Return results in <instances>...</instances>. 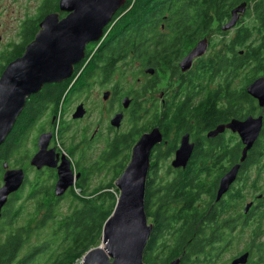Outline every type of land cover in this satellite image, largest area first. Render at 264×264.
<instances>
[{"label":"flooded vegetation","instance_id":"1","mask_svg":"<svg viewBox=\"0 0 264 264\" xmlns=\"http://www.w3.org/2000/svg\"><path fill=\"white\" fill-rule=\"evenodd\" d=\"M58 2L59 0H40L36 12L44 14L47 9H52L54 5L58 8ZM47 3L52 6L47 8ZM245 3L244 14L246 15L247 10L253 9V4ZM244 14L240 16L233 32L241 25L240 20ZM63 16L65 15L63 14ZM63 16L60 15V17ZM253 22L254 28L261 26L254 15ZM39 23L40 21L37 19L34 20L35 34L39 30ZM30 24L29 19L23 21L21 33L18 36L20 38L19 43L5 44L0 49V77L5 67L19 58L26 45L30 43L27 42L26 37L27 25ZM104 38L102 41L105 40ZM137 40L144 43L129 48L128 53L120 58L111 74L106 75L104 66L100 65L94 69L92 74L84 78L82 85H79L92 56L86 60L79 67L72 84L64 93L56 115H54L55 103L53 102L46 104L35 118L29 121L23 118L28 103L40 97L42 99L44 97L42 95L43 88L47 85H44L38 93L27 98L22 112L16 118L10 131L11 134L13 133L12 140L23 129L22 126L26 125L28 128L23 134L19 148L10 153L7 160H0L1 170L4 173L2 168L6 164L8 169L29 168V170H35V173L42 172L47 176L51 175L49 183L52 185L51 190L54 195V185L57 181L56 168L61 163V155H65L73 172L74 168H77L74 175H78V177L75 179L73 187L69 188L63 196L56 197L54 195V199H62L68 195L76 183L81 182V175L78 172L80 159L86 151H92L90 148L93 147L94 143H99L97 145L101 148L96 150L99 152L98 158L90 166L92 168L108 167L104 162L103 155L108 151L112 141L123 136L120 133V128L126 121L129 123L132 117V107L153 109L151 115L154 117H159L165 112L169 118L176 109L181 107H189L195 110L204 105L208 107L213 105L218 117L208 125L201 124L197 127L195 120H191L187 128L179 129L177 122H172L169 129L164 131L161 125L153 124V128H157L161 135L160 142L152 148L150 169L147 175V179L152 181V186L158 190V195L155 194L153 199L158 200L161 196V190H164L167 185L173 184L178 175L190 176L191 172H195L196 179L184 186L180 200L178 199L174 204H171L166 214L174 218L178 224V227H175L176 231L185 220L197 218L194 228L198 232V244L202 248V252L195 256L198 258L195 260L198 262L197 264H216L217 258L222 253H231L232 251L235 253L225 264H232L244 253H248V260L245 264H264V105L260 106L258 100L247 94L246 91V88L256 79L264 78V33L256 42H253V39L247 41L249 48L258 49L261 55L258 58L250 57L245 65L238 70L233 67L227 71L232 74L229 77L226 76L227 72H214L212 70L208 72L203 67L208 50L225 51L226 48L223 45L213 47L207 39L204 55L193 59L190 68L183 71L180 63L195 45L187 48V52L177 54L175 59L171 57L169 63L163 61L156 63L154 62L155 58L164 56V54H157V50L165 48V46L158 45L157 42L173 43L177 38L147 37ZM234 51L239 52V56L244 53V49L240 51L235 49ZM241 51L242 54H240ZM235 58L233 54V59ZM126 60H130V65L127 64ZM131 65L133 68L130 73L134 71L135 90L129 91L116 85L106 89V85L116 75L121 76L126 67ZM75 67L77 65L74 66L73 74ZM242 93L244 96H241L239 100V95ZM125 98L129 100V104L126 109H123L121 104ZM79 112H82V115L74 117ZM92 113L98 115V119L95 121H92ZM119 113L123 115L120 127L114 129L111 127L110 121ZM248 118L256 121L260 119L261 128L257 138L246 152L244 161L240 162L245 145L242 143L238 132L228 125L234 121L243 122ZM133 125L134 123L130 124L129 128ZM144 128L142 127L141 130ZM150 131L147 130L144 133ZM213 132L216 133L213 134ZM42 134H50L47 149L54 150L56 155L54 159L57 162L54 167L43 166L42 169L37 170L35 166L30 165V160L38 150V138ZM184 135H188V144L191 145L190 157L186 165L180 167L184 169H172V161ZM24 142L27 145L24 146ZM4 143L0 146V154ZM134 145V143L130 145L128 163ZM125 149L126 146L122 150L119 147L118 151L122 152ZM19 152L22 155L15 158ZM76 157L79 158L78 163L75 162ZM13 158H15L17 165L10 168L8 162L9 159ZM163 162L167 163L166 168L171 169L169 170L171 178L159 186L158 181L154 179L156 176L154 172L157 164ZM90 166L88 168H91ZM122 166H126L125 156H123ZM235 166L239 168L235 180L217 198L221 178ZM28 172L24 171V183L25 180L28 181ZM28 190L29 193L30 186ZM37 198L38 194L30 199L37 203ZM39 202L42 201L39 200ZM240 244L241 249L238 252L237 246Z\"/></svg>","mask_w":264,"mask_h":264},{"label":"trees","instance_id":"2","mask_svg":"<svg viewBox=\"0 0 264 264\" xmlns=\"http://www.w3.org/2000/svg\"><path fill=\"white\" fill-rule=\"evenodd\" d=\"M243 2H247L248 5L249 3L253 4L252 15L259 20L261 26L253 28L248 25H240L232 32L231 38L223 44L226 52L213 50L211 56L205 59L203 66L208 72L211 70L227 72L233 67L237 70L242 68L250 57L258 58L261 55L258 49L249 48L247 41L254 31L258 33L264 31V0H125L124 5L115 13L110 24L104 30L105 40L90 43L86 47L84 60L77 64L71 78L60 84L45 86L42 94L44 97L28 103L23 118L28 121L35 118L46 104L53 102L55 103L54 115H56L62 97L72 84L79 67L91 56V61L79 85H82L84 78L92 74L94 69L100 65L104 66L106 75L111 74L120 58L128 53L129 48L144 43L137 39L147 37L177 38L173 43L157 42L158 45L165 46V48L157 50V54H164V56L155 58L154 62L169 63L171 57L175 59L177 54L187 52V48L193 47L197 41L203 38H212L215 33H220V26L229 18L230 11ZM49 6L52 5L47 3L46 7ZM50 10L57 12L58 8L54 5L52 9L46 10L45 15ZM249 14L247 10L245 16L248 17ZM37 21H41V17ZM34 34L27 37V42H31ZM216 45L217 42H214L212 46ZM235 49L237 51L244 49L243 55L239 56V52L236 53ZM233 54L235 59H233ZM231 75L230 72L226 73L228 77ZM241 96L244 94L239 95V100ZM142 111L144 109H140L138 106L131 109L133 126L137 125L138 114ZM217 117L218 114L213 105H209V107L204 105L195 110L181 107L176 109L169 118L165 112L159 117L151 115L146 124L148 130L155 129L153 124L157 123L164 128V131H167L172 122H177L180 129L187 128L190 121L195 120L196 126L199 127L201 124L212 123L211 121ZM22 127L23 129L14 140H12L13 133L7 136L0 160H7L10 153L19 148L28 126ZM137 133L138 137L133 138V135ZM142 133L144 132L141 128L138 130L134 128L131 133L112 141L108 151L103 155L106 166L112 170L107 162L115 160L118 144L127 145L130 141L136 144L135 142L143 135ZM116 141L117 145H115ZM127 164L128 160L126 166ZM126 166L120 164L118 167H122V170L119 175L115 176L111 182L93 188L91 191H87V181L93 168L84 166L83 179L85 181L76 183L74 187L80 190V196L75 194L73 188L62 199H54L52 185L49 183L51 175L47 176L40 172L32 182L27 181L28 186L31 187L27 198L30 199L38 194V201L34 211L19 226L12 227L21 216V205H17L11 211L2 212V219L6 218L9 221V229L4 230L0 227V264H80L85 253L97 247L101 242L103 225L111 215L117 200L112 189L116 194L119 192L113 183L120 177ZM195 179V172H191L190 176L178 175L173 184H169L164 190H161L158 200L153 199L155 194L158 195V190L152 186L151 180H146L145 213L147 218L153 219L154 224L151 237L144 250V264H169L177 258L180 259L179 264L198 263L192 260L193 256L202 252V248L198 244V232L194 228L197 222L196 217L185 220L174 234L173 231L170 232L173 237L172 244L166 247L164 242L160 245L164 234L168 233L175 223V219L166 214L167 209L178 199L180 200L184 186ZM21 194L20 192L13 194L14 199L8 200L9 204L10 202L16 204V201L21 199ZM66 198L69 200L68 212L61 214L58 212L59 202ZM39 200L42 202L40 203ZM186 248L188 249L186 250Z\"/></svg>","mask_w":264,"mask_h":264},{"label":"water","instance_id":"3","mask_svg":"<svg viewBox=\"0 0 264 264\" xmlns=\"http://www.w3.org/2000/svg\"><path fill=\"white\" fill-rule=\"evenodd\" d=\"M124 3L125 0H59L58 11L42 18L33 40L26 45L19 58L5 67L0 77V146L22 112L26 99L38 93L44 85L69 79L74 66L84 60L86 46L103 40L105 28ZM245 10V2L234 7L220 30L227 32L233 29ZM61 14L65 16L60 17ZM206 48L207 38L199 40L181 61V69H189L193 59L204 55ZM246 91L258 100L260 106L264 105V78L256 79ZM128 104L129 100L125 98L121 106L126 109ZM81 115L82 112H79L74 117ZM122 117V113L115 115L110 121L111 127L118 129ZM259 120L248 118L228 125L238 132L245 145L240 162L244 161L246 152L258 136L261 128ZM49 139L50 134H42L38 138V150L30 160V165L37 170L43 166L54 167L57 162L54 150L47 149ZM160 140L159 130L155 128L143 134L133 146L129 163L115 182L119 195L111 215L103 225L101 245L86 252L80 264H144V250L152 233V225L147 224L145 213L146 179L152 148ZM190 154L188 135H184L172 161V169H184L180 167L186 165ZM2 169L0 219L10 195L21 189L25 178L22 169H8L6 164ZM238 169L235 166L221 178L217 198L235 180ZM56 170L54 195L61 197L73 187L78 175H74L65 155H61V163ZM247 260L248 253H244L232 264H245ZM179 262L180 259L177 258L169 264Z\"/></svg>","mask_w":264,"mask_h":264},{"label":"rangeland","instance_id":"4","mask_svg":"<svg viewBox=\"0 0 264 264\" xmlns=\"http://www.w3.org/2000/svg\"><path fill=\"white\" fill-rule=\"evenodd\" d=\"M40 0H0V38H1V42H0V49L5 45V44H15V43H19L20 38L18 37L21 33V27L23 24V21L29 19L31 21V25H27L28 30H27V34L26 37H31L33 33H35L36 28L33 26L34 24V20L38 19L39 17L42 18L45 16L44 14H38L36 12L37 6L39 4ZM251 5V4H250ZM250 7V6H249ZM51 13L54 12L52 10H50ZM49 11V12H50ZM249 16H245V14L242 16L240 23L241 25H248L249 27H253L252 25H254L253 22V15H252V9L250 8L249 11ZM47 15V14H46ZM222 26V25H221ZM220 26V28H221ZM254 28V27H253ZM220 33H215L214 36L212 38H208V42L213 45L214 42H217L216 46H222L224 43H226L232 36V32L233 29L227 31V32H222L221 30L219 31ZM262 33H264V31H262L261 33H258L256 31H254V33L251 36V39H253V42H256V40H260V36L262 35ZM261 34V35H260ZM248 40V41H250ZM212 53V49H210V51L208 50L207 54H206V58L209 56V54ZM205 58V59H206ZM127 64L130 65V60H126ZM120 67V65H119ZM132 65L130 67H126L124 73H121V76L116 75L113 80L111 82L108 83V85H106V89L111 87V86H118V87H122L124 89H127L129 91L131 90H135L136 87V82H135V77L133 76V72L130 73V70L132 69ZM239 86V84H238ZM133 109V107L131 108ZM153 113V109H148V108H144V111L141 112V114H139L138 117V121H137V125L136 126H132L130 127V124H133L132 121V117L129 120V123H127V121L124 123V125L122 124V128H120V133L122 135H126L128 133H131L134 128L135 129H140L142 127H145L144 129H142V132L147 131L148 130V126L146 124V121L148 119H150L151 114ZM96 119H98V115L93 114L92 113V121H95ZM67 135V134H66ZM138 133L133 135V138H137L138 137ZM68 136V135H67ZM129 144L125 145V144H118L117 145V141L115 143V145H117L119 147H121V150L126 146V149L123 150L122 152L117 151V155L115 160L107 162V164L109 165L111 169H109L108 167L106 168H93V170H91L89 176H88V181H87V191H91V189L96 188L100 185H105L109 182L112 181L113 178H115V176L119 175V173L122 170V167H118L120 164L122 166L123 163V156H125V161L127 162L128 157H129V152H130V148H131V144L132 142H128ZM25 144L27 145V143L24 142V146ZM99 143H94L93 147L90 148L92 149V151H86L80 159V166H78V172L81 175V182H84L85 179L84 178V166L85 167H89L90 165L94 164L93 162L97 160L98 158V153L96 152V150H98V148L100 149L101 146L97 145ZM88 149V150H90ZM33 151V150H31ZM18 155H22L21 152H19V154L15 155V158H19ZM15 158L13 159H9L8 165L9 167H16L17 163L15 161ZM75 162L78 163L79 162V158H75ZM167 163L163 162L161 164H157V168H155V172L154 174L156 176H154V179L158 181V185L161 186V184L165 183L168 181V179L171 178L170 176V168H166ZM24 171L28 172L27 175V180L29 182H32L35 175L37 176L38 173H35V170H29V168H22ZM75 169L77 170V168H74V172ZM110 170V171H109ZM2 175H3V171L0 168V186L2 185ZM113 186H115V183H113ZM75 187V186H74ZM29 186L28 183H24L23 186L21 187V189L18 191L21 194V199L19 201H16V204H14L12 202H9L3 207V211H11V209H15L17 207V205H21V216L17 219L16 223H14V225L12 227L15 226H19L22 225L24 223V220L27 218V216L29 214H31L35 207H36V203L34 202V200L28 199V190ZM113 194L116 195V197L119 195L116 194L115 190L112 189ZM74 192L77 196H80L81 192L79 189L74 188ZM14 195H10L8 200L14 199L13 198ZM15 206V207H14ZM68 208H69V200L63 199L61 200V202H59V207H58V212L61 214H64L66 212H68ZM8 219L1 217L0 219V227L4 230H8L9 226H8ZM147 224L148 225H153L154 221L151 218H147ZM178 227V224L175 222L173 224V228ZM176 227V228H177ZM173 228L168 231V233H165L164 236L161 239V243L160 245H162L164 242L166 244V247L169 246L170 244H172L173 241V237L170 234V232L173 231ZM176 228L173 231V234L176 232ZM99 245H101V242L99 243ZM98 245V246H99ZM241 249V244L237 246V251L239 252V250ZM187 250V249H186ZM186 253V251H185ZM235 253V251L230 252H224L220 255V257H218L216 264H225L228 259ZM192 260H196V257H192ZM81 263V262H80Z\"/></svg>","mask_w":264,"mask_h":264},{"label":"bare ground","instance_id":"5","mask_svg":"<svg viewBox=\"0 0 264 264\" xmlns=\"http://www.w3.org/2000/svg\"><path fill=\"white\" fill-rule=\"evenodd\" d=\"M193 154V153H192Z\"/></svg>","mask_w":264,"mask_h":264},{"label":"built area","instance_id":"6","mask_svg":"<svg viewBox=\"0 0 264 264\" xmlns=\"http://www.w3.org/2000/svg\"><path fill=\"white\" fill-rule=\"evenodd\" d=\"M118 197V196H117Z\"/></svg>","mask_w":264,"mask_h":264}]
</instances>
